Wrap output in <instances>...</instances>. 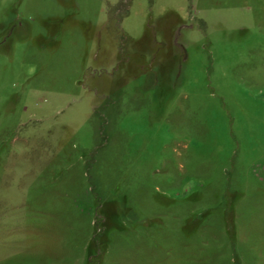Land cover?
Returning <instances> with one entry per match:
<instances>
[{"label": "rangeland", "instance_id": "obj_1", "mask_svg": "<svg viewBox=\"0 0 264 264\" xmlns=\"http://www.w3.org/2000/svg\"><path fill=\"white\" fill-rule=\"evenodd\" d=\"M0 264H264V0H0Z\"/></svg>", "mask_w": 264, "mask_h": 264}]
</instances>
